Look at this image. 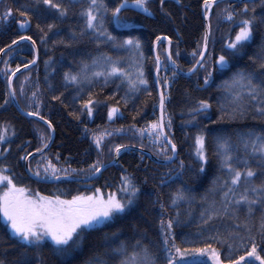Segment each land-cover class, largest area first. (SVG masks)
<instances>
[{
	"label": "trees",
	"instance_id": "1",
	"mask_svg": "<svg viewBox=\"0 0 264 264\" xmlns=\"http://www.w3.org/2000/svg\"><path fill=\"white\" fill-rule=\"evenodd\" d=\"M58 2L69 5L68 15L57 21L58 29H54V32L58 34L49 33L45 41H41V36L48 31L46 24L55 19L54 9L46 10V14L41 16L34 14L35 8L45 10V6L42 3L37 5L36 0L0 2V12L8 7L13 10L12 18L6 22L0 21V48L11 45L13 39L22 35L17 20H22L24 17L20 16L19 11L25 10V5L34 6L26 9L31 16V27L27 35L36 41L39 59L28 72H23L15 78L13 89L16 92L17 102L25 111L34 109V104L32 109L29 108V98L33 92L37 93L41 101V114L52 122L55 137L50 149L44 155L30 160L29 168L33 173L39 170L42 175L43 167L50 161L60 169L59 176L88 177L94 174L90 165L98 158L105 164L113 159L115 151L110 149H114L116 144L137 145L164 159L160 149L165 144L153 143L145 137L139 138L136 132H133L132 136L127 133L109 136L102 143L99 152L90 137L108 125L111 128L121 129L144 128L150 122L158 121L159 95L153 79L155 70L153 41L156 36L161 38L167 36L171 41L170 52L177 66L183 71L192 68L195 60L199 59L198 56L194 58L192 52L201 50L204 42L203 0H181L179 4L176 0H166L163 11L159 0H149L152 15L131 7L129 0V7L119 14L121 21L119 24L115 22L109 11L106 14L105 27L112 35L120 39L132 36L141 41L144 71L149 80L148 88L146 91L129 92L125 78L111 77L105 85L104 78L100 77L94 78L92 85H83L84 91L75 100L77 88L74 85H66L63 79L65 72L79 71L82 61L91 64L93 58L106 55L114 61L118 60L119 66L134 77L139 63V53L127 48L113 47L110 42H103V38L97 43L94 33L80 35L84 25L78 13L82 6L87 5V0H58ZM118 2L119 0H106L109 8L115 7ZM245 2L249 4V9L253 5L256 6L258 16L264 14L260 0H246L242 3L226 0L218 4L210 15L211 31L208 38V56L205 59L206 68H198L192 76H173L172 65L165 57L163 43L157 47V54L163 60L159 79L161 82L165 78L170 81L168 89L160 87L166 97L164 114L166 133L177 145L175 160L170 164L159 165L148 156L127 149L120 154L114 165L105 169L98 178L87 183L62 181L44 184L27 176L24 160H21L20 156L42 148L48 141L50 131L42 123L22 116L12 105L10 98L5 104L6 94L9 92L7 75L12 72L9 71L6 75L2 71L5 67L4 62L8 61V68L11 70H15L17 65L26 64L32 59L31 45L21 43L3 56L0 62V105H3L0 107V125L7 129V139L2 149L7 148L9 151L0 156V167H7L8 173L15 175L18 186L26 187L31 193L39 192L45 196H59L70 200L77 195L91 196L96 193L97 188L105 194L120 192L122 175H128L140 188L134 203L125 213L118 214L113 220L85 233L73 244L69 255L54 252L56 246L48 241L38 247L30 246L29 254L33 264H41V261L43 264H94L97 258L106 260L108 264H118L121 257L112 249L124 242L130 252L131 246L137 240L155 252L158 261L163 264V254L160 251L162 241L160 222L163 218L166 223L171 218H177L178 214L180 223L173 231L176 243L181 247H203L205 243H211L227 256L229 254L227 244L233 241L218 242L210 237L215 236L217 232L227 237L231 230L238 231L244 237L252 235L257 244H264L259 231L264 205L253 206V213L249 215L248 206L241 204L237 211L238 220L224 215L204 225L201 218V212L209 208L213 201L216 202V207L220 208L221 185L227 176V169L221 167V157L217 154V138L223 137L229 141V152L235 167L245 169L244 162L247 161V166L255 169L257 173L253 183L259 184L264 181V166H259L258 158L251 156L250 148L245 149L242 139L250 130L264 131V121L253 119L251 114L244 119H218L221 115L219 110L221 104H226V98H230L224 90V82L230 80L233 73L238 70L245 74L260 72L259 61L253 63L249 60V56L257 53L264 41V26H258L254 40L249 42V46L240 53L239 58L230 61L231 71L226 69L221 73L216 71L213 65V60L222 50L227 51L225 41L234 38L235 31H238L237 24L243 18L238 14L234 21L229 23L223 19L222 10L231 4L239 12ZM251 14L250 11L249 15ZM37 23L41 25L43 32L37 28ZM73 32L77 34L75 38L72 37ZM60 40L64 42L53 43ZM45 61L49 62L48 65ZM233 63L234 68H232ZM212 66L214 69L211 83L200 91L199 87L204 84L206 71H210ZM98 70V68L91 69V71ZM141 88L143 89V86ZM236 90L242 91L239 87ZM89 91L92 92L93 100L97 101L92 117L87 115L86 110L81 109V100L88 99ZM61 93L63 96L60 99L55 101L52 99L54 95L60 96ZM126 95L127 103L123 99ZM202 98L210 99L212 107L206 113L196 115L195 121H192V116L195 114L190 113V108L198 106L197 101ZM108 107L119 109L111 120L107 116ZM77 116L79 119L76 118ZM212 121L216 123H211ZM200 130L206 135L208 162L204 165V171L199 170L202 162L195 155V137ZM181 161L183 167L180 166ZM243 187L242 181L237 189V197L243 191ZM178 189L182 190L187 198L173 205L171 196ZM237 223L241 225L238 229ZM245 223L251 232L245 230L243 227ZM113 233L116 235L113 236ZM19 243L0 217V259L11 262L18 252L16 245ZM235 243L238 247V239ZM247 246L250 247V243ZM243 251V248H240L239 252L234 250L232 255L242 254ZM200 259L210 264L206 258Z\"/></svg>",
	"mask_w": 264,
	"mask_h": 264
},
{
	"label": "snow or ice",
	"instance_id": "2",
	"mask_svg": "<svg viewBox=\"0 0 264 264\" xmlns=\"http://www.w3.org/2000/svg\"><path fill=\"white\" fill-rule=\"evenodd\" d=\"M3 2V0H0ZM181 0H176L179 4ZM217 0H203L204 20L210 21V12L213 5ZM42 3L45 6V10L35 8L34 14L41 16L46 14V10H55V19L51 23H47V32L41 36V41H45L49 33L58 34L54 32V29H58L57 21H61L67 17L69 11V5H65L58 0H36V4ZM161 11L164 10L166 0H159ZM25 10L19 11L20 16L24 17L22 20H17L21 29H25L29 26L31 16L26 10L27 8L34 7L33 5H25ZM129 7V0H119L115 7L109 8L106 0H87V5L82 6L79 11V16L83 19V27L80 30V35H86L88 33H94L96 35L97 43L110 42L113 47L127 48L139 53V63L136 66V73L133 77L131 73L125 71L124 68L119 66V61H114L111 57L101 55L93 58L91 64L83 62L79 71H68L63 74V79L66 85H74L77 88L76 97L74 100L80 97V93L84 91L83 85H92L94 78H104L105 85L109 82L111 77H123L127 80L129 92L146 91L149 85V80L146 78L143 61L144 54L141 51V41L129 36L125 39H120L117 36L112 35L105 27L106 14L111 11V16L116 23H120V13L122 10ZM131 7L139 9L140 11L152 15L149 7V0H131ZM260 7L264 8V0H260ZM251 11V15L249 12ZM12 8H5L0 12V21H8L12 18ZM223 19L229 23L233 22L238 14L243 16L239 20L237 27L238 31H235L234 38H229L225 41L227 51L221 52V54L213 60V65L216 71L223 73L224 70L231 71L229 67L230 61H234L239 58L240 53L249 46V42L255 38V33L258 26H264V14L259 16L256 14V6L253 5L249 9V4L245 2L243 8L239 9V12L229 4L228 8L222 10ZM37 28L43 32V28L37 23ZM211 26L210 23L206 25V30L203 36V47L201 50L192 52V56L199 57L195 60L192 68H189V72H193L197 68H206L205 59L208 56V38L210 35ZM76 32L72 33V37L75 38ZM161 36H156L153 41V51L156 50V42L161 41ZM163 40L171 41L167 36L163 37ZM19 41H30L32 44L33 58L24 64V68H28L29 65H34L37 59L36 41L29 35H20L16 39L11 41V45L17 44ZM63 43V40L53 41V43ZM7 45L6 47H11ZM5 48H0V53H3ZM179 55V53H177ZM249 60L255 63L259 61L260 72H250L245 74L242 71H235L230 80L224 82V90L228 93L226 98L227 103L220 106L219 120L228 118L229 120L244 119L250 114L253 119L264 121V41L259 46V50L253 56H249ZM167 61L172 65L173 76L177 75L178 67L176 60L173 59L172 53L169 51ZM48 61L45 64L48 65ZM5 67L2 71L7 73L12 72V75H7L9 92L6 94L5 104L9 102V98L15 99L16 92L12 90V76L19 71L20 65H17L15 70L8 68V61L4 62ZM161 66V58L159 55L155 58V67L157 72V86L167 88L170 81L165 78L162 82L159 79V72ZM235 64H232V68ZM92 68H98V71H91ZM213 73L206 71L204 77V85L211 83ZM259 77V78H258ZM143 86V89L141 88ZM119 88V85H117ZM203 87V85H201ZM237 87L242 91H237ZM150 94V93H149ZM63 96H53L52 99L58 100ZM127 103V95L123 98ZM165 101L166 97L162 91L160 94V109L161 117L158 121L150 122L147 129H140L139 134L144 135L147 131L149 136L153 138V142L156 144H165L160 149V154L163 155L165 161H173L175 154L177 153V145L173 143L172 139H168L166 136V126L164 125L165 114ZM97 101L92 98V92H88V99L81 100V109L87 111L89 117L93 116L94 106ZM34 104V109L32 105ZM198 106L190 108V113H194L192 121H195L196 115L206 113L211 107L210 99H199L197 101ZM3 107V105H0ZM29 108L32 110L27 111L29 117H36L39 120H43L47 124L49 129L53 128L52 122L41 114V101L37 97V93L33 92L29 98ZM119 111L116 107H108L107 116L111 120ZM79 119V116L76 117ZM211 123H216L212 121ZM168 127L170 128V122ZM110 135V134H109ZM7 129L5 126L0 125V143L6 142ZM51 139V136H48ZM245 149H251V156L258 158L259 166H264V131L257 132L254 129L244 134L242 137ZM43 142V137H41ZM93 143L96 146L98 152L102 149L103 134L94 135ZM217 154L221 157V167L227 169V176L224 183L221 185V202L220 208L216 207V202L213 201L209 208L201 212V218L204 225H208L214 218H222L227 215L229 218H235L238 220L237 211L241 204L248 206V214L253 213V206L260 204L264 205V181L259 184H254L253 181L257 175L256 170L250 166H247L245 161V169L235 167L233 164V157L229 152V141L223 137L217 138ZM196 144V156L202 163L199 165V170L204 171V165L208 162V156L206 155V135L203 130L197 132L195 137ZM170 145V148L168 147ZM43 147L46 148L47 144L44 143ZM126 145L116 144L114 149L116 156H119L122 149L126 148ZM9 149L5 148L0 150V155L8 152ZM37 152H42V148H37ZM169 152L171 155H169ZM32 153L20 156L21 160H27L28 156ZM115 157H113V160ZM143 159V157H141ZM180 166L183 167V161L180 162ZM38 165V169H39ZM106 167L102 159L98 158L93 164L90 165L91 171L99 173ZM29 171H32L29 168ZM9 169L7 167H0V217H3L6 222V227L10 230L13 237L17 238L20 242L16 247L18 252L11 262H7L4 259H0V264H33L32 258L29 254V247H38L45 239L51 240L52 244L56 247L54 252L69 255L72 251L73 244L90 230L97 229L100 225L106 224V222L113 220L118 214L125 213L129 207L134 203L137 194L140 192V188L133 182L128 175L121 176L120 191L125 193L124 196H118L117 193L112 192L107 198L100 195L73 196L71 200H63L59 196H42L39 192L35 196L29 193V189L23 186H18L15 182V175L7 174ZM58 169L50 161L44 167L45 177L51 176L54 179H59ZM34 175L37 178L41 177V173L37 170ZM230 180V183H229ZM243 181V191L239 193L237 197V189ZM164 183V181H161ZM96 193H100V189H96ZM186 195L182 190H177L171 196V202L173 205L179 200L186 199ZM179 214L177 218H171L166 223L161 219L160 234L162 237L160 251L163 254V264H206L201 257H207L211 264H252V262H258V264H264V244H257L256 239L252 235L247 237L241 236L236 230L229 231L227 237L222 236L219 232L210 239H215L218 242H226L228 240L233 241L228 243V255L218 248L213 247L211 243H205L203 247H181L177 245L174 228L180 223ZM239 223L236 224V228H240ZM246 231L251 232L247 223L243 225ZM259 231L262 240H264V214L261 216ZM116 233H113L115 236ZM171 238V239H170ZM239 241V246H236V241ZM72 242V243H70ZM250 243V247L247 245ZM243 248L242 254L232 255L235 250L239 252V249ZM129 252L128 246L121 242V244L112 249L113 252L120 255L118 264H160L157 255L148 246L143 245L140 240H137L135 244L131 246ZM41 264L43 262L41 261ZM94 264H108L106 260L97 258Z\"/></svg>",
	"mask_w": 264,
	"mask_h": 264
},
{
	"label": "water",
	"instance_id": "3",
	"mask_svg": "<svg viewBox=\"0 0 264 264\" xmlns=\"http://www.w3.org/2000/svg\"><path fill=\"white\" fill-rule=\"evenodd\" d=\"M222 1H224V0H217V2L213 5V7H212V9H211V13L213 12L214 7H215L218 3L222 2ZM237 1L241 3V2H243V1H245V0H237ZM203 12H204V9H203ZM206 25H208L207 21H205V27H206ZM30 26H31V24H29V26H28L27 28L22 29V32H23V33H26V32L29 30ZM166 41H167L166 43L168 44L167 47H166V55L168 56V53H169V51H170V49H169V41H168V40H166ZM21 42H29V43L31 44L30 41H19L17 44H15V45H11L10 48L7 47L3 53H0V59L2 58V56H3L6 52L12 50L13 48H15V47H16L19 43H21ZM159 42H160V41H158V43H159ZM158 43H156V49H157V44H158ZM31 45H32V44H31ZM36 49H37V48H36ZM154 53H155V58H156V56H157V54H156V50L154 51ZM36 55H37V59H36V63H37V60H38V52H36ZM36 63H35V64H36ZM35 64H34V65H35ZM34 65H29L28 68L20 67L19 71L16 72V74H15L14 76H12V82H13L14 78H15L18 74H20V73L23 72V71H27V70L31 69ZM160 68H161V66H160ZM197 69H198V68H197ZM197 69H195V70H194L193 72H191V73H190V72H183V71H180V70L178 69L177 74H178V75L185 76V77H188V76L193 75ZM212 70H213V69H211V72H212ZM156 80H157V72L155 71V73H154V82H155V86H156V88H157V91H158V94H159V98H160L161 91H160V87L157 86V84H156ZM204 87H206V85H204ZM8 89H9V86H8ZM12 90H13V87H12ZM11 101H12V103H13L15 109H16V110H17L22 116L27 117V118H30V119H33V120H35V121H37V122H40V123H43L44 125L47 126V124H45L43 120H39V119L36 118V117H29V116L27 115V112H25V111H23V110L21 109V107H20L19 104L17 103L16 98H15L14 100L11 99ZM160 117H161V109H160ZM47 127H48V126H47ZM50 132H51V139L48 141V143H47V147H46V148L43 147V148H42V152H34V153H32V155H31V156H28L27 160H25V163H24V165H25V170H26L27 175H28L30 178L34 179L35 181L43 182V183H48V184H49V183H56V182H60V181H74V182L76 181V182H80V183H87V182H90V181L96 179V178L100 175V173H101L102 171H104L105 169H107L109 166H111L113 163L116 162L117 156H116V154H115V159L112 161V163L106 165V167H105L104 169H102L101 172H99V173H95L93 176H91V177H89V178H73V177H69V176H68V177H60L59 179H54V178H53V179L37 178V177H36L31 171H29V161H30L31 158H33V157H38V156L44 154V153L50 148V146H51V144H52V142H53V140H54V129H53V128L50 129ZM168 147L170 148V145H169ZM176 156H177V153L175 154V157H176ZM175 157H174V158H175ZM173 160H175V159H173ZM154 161L157 162V163H159L160 165H161V164H169V163L172 162V161L169 162V161H164V160H162V161H158V160H155V159H154Z\"/></svg>",
	"mask_w": 264,
	"mask_h": 264
},
{
	"label": "rangeland",
	"instance_id": "4",
	"mask_svg": "<svg viewBox=\"0 0 264 264\" xmlns=\"http://www.w3.org/2000/svg\"><path fill=\"white\" fill-rule=\"evenodd\" d=\"M167 89H168V87H167ZM153 122V121H152ZM140 129H147V127H144V128H135V127H129V128H111L110 127V125H108L105 129H103V130H101L100 132H96V133H94V134H92V136H91V138H92V140H93V138H94V135H100V134H103V142L105 141V139L106 138H108L109 136H111V135H113V134H122V133H127V134H131V136L133 135L132 133L133 132H136V134H137V136H139V138H148V140L149 141H151V142H153V138L151 137V136H149V134H148V132L147 131H145L144 132V135L143 136H141L140 134H139V130ZM110 134V135H109ZM154 143V142H153ZM3 144H5L4 142L3 143H0V150L2 149V146H3ZM195 155H196V151H195ZM1 156V155H0ZM199 159V158H198ZM42 171L44 172V167H43V169H42ZM7 174H9V173H7ZM10 175V174H9ZM41 177H45V173H43L42 175H41ZM45 178H52L51 176H47V177H45ZM29 193L31 194V195H33V196H35V194L37 193V192H33V193H31V191H29ZM115 193H117V195L118 196H124L125 195V193H123V192H115ZM40 195H42V196H45V195H43V194H40ZM93 195H100V196H103L104 198H107L108 197V195L109 194H105V193H103V192H101L100 191V193H93ZM87 196H89V195H87ZM91 196H92V194H91ZM61 199H63V200H70V199H68V198H61ZM1 219H2V221L6 224V222L4 221V219H3V217H1ZM11 233V232H10ZM46 241H48V242H51V240H48V239H45L44 241H42L40 244H42V243H44V242H46ZM52 243V242H51ZM203 258H206L207 260H208V258L205 256V257H203ZM209 261V260H208ZM209 263L211 264V261H209Z\"/></svg>",
	"mask_w": 264,
	"mask_h": 264
},
{
	"label": "bare ground",
	"instance_id": "5",
	"mask_svg": "<svg viewBox=\"0 0 264 264\" xmlns=\"http://www.w3.org/2000/svg\"><path fill=\"white\" fill-rule=\"evenodd\" d=\"M204 88H205L204 85H203V87L200 86L199 90L202 91V90H204Z\"/></svg>",
	"mask_w": 264,
	"mask_h": 264
}]
</instances>
